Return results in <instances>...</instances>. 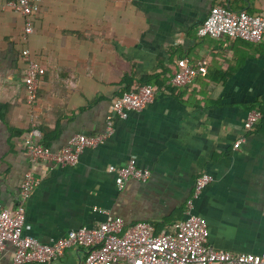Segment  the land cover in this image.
<instances>
[{
    "label": "crops",
    "instance_id": "obj_1",
    "mask_svg": "<svg viewBox=\"0 0 264 264\" xmlns=\"http://www.w3.org/2000/svg\"><path fill=\"white\" fill-rule=\"evenodd\" d=\"M214 6L264 16V0H41L24 41L23 16L0 0V208L18 207L33 171L39 185L25 204V235L47 244L109 215L169 233L187 217L196 179L207 173L214 180L192 212L206 221L209 244L263 253L264 117L249 132L244 123L253 110L264 114V38L198 37ZM25 50L43 69L35 106L26 95ZM180 59L202 61L207 72L174 87ZM126 80L132 89L154 86V102L117 118L113 136L76 166L30 162L23 140L33 123L53 151L76 134H100ZM130 160L151 177L120 190L107 169ZM87 253L72 247L52 264H84ZM14 256L8 244L0 264H14Z\"/></svg>",
    "mask_w": 264,
    "mask_h": 264
},
{
    "label": "built area",
    "instance_id": "obj_2",
    "mask_svg": "<svg viewBox=\"0 0 264 264\" xmlns=\"http://www.w3.org/2000/svg\"><path fill=\"white\" fill-rule=\"evenodd\" d=\"M9 5L23 16V39L27 41L34 32L35 19L41 10V0H9ZM197 35L200 38L227 37L258 43L264 38V16L244 10L235 11L225 6H214L198 28ZM23 56L27 62V100L31 106H35L39 101L43 69L29 50H25ZM177 65L179 70L173 75L171 84L178 88L189 86L198 75L207 72L206 64L202 61L192 64L187 59H180ZM155 98L156 88L152 85H143L135 91L124 92L113 101L102 133L76 134L66 146L57 151L41 143L42 132L33 123L23 140L30 162L34 164L45 161L64 167L76 166L86 150L105 144L113 136L117 118L124 117L130 111L144 110ZM263 117L262 111H251L244 123L245 131L252 130ZM244 141L245 137L240 138L235 148H239ZM107 170L115 174V182L120 190L131 180L146 182L151 177L149 169L137 166L133 160L119 166L110 165ZM213 180L207 173L198 176L194 194L187 202V217L176 223L169 233L156 235L153 224L149 222L127 226L123 218L109 215L97 227L72 230L65 237L45 244L23 233L25 204L39 185V179L29 170L21 185L22 200L18 207L13 210L0 208V253L11 244L15 248L14 264H52L67 249L85 246L88 253L84 264H264V251L262 254H234L217 250L209 244L208 225L192 210L194 201Z\"/></svg>",
    "mask_w": 264,
    "mask_h": 264
},
{
    "label": "trees",
    "instance_id": "obj_3",
    "mask_svg": "<svg viewBox=\"0 0 264 264\" xmlns=\"http://www.w3.org/2000/svg\"><path fill=\"white\" fill-rule=\"evenodd\" d=\"M32 57L36 60V58H35L34 56H32ZM38 62H39V61H38ZM39 63H40V62H39ZM40 65H41V64H40ZM174 74H175V73H174ZM126 82L128 83V80H126ZM130 84H131V83H128V89H127L128 91H127V92L135 91V90H137V89L140 87V86H139V87H136V88H133V89H132V88H130Z\"/></svg>",
    "mask_w": 264,
    "mask_h": 264
}]
</instances>
